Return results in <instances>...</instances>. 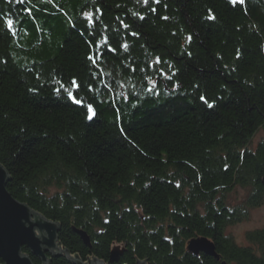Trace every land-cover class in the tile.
Masks as SVG:
<instances>
[{"label":"trees","instance_id":"trees-1","mask_svg":"<svg viewBox=\"0 0 264 264\" xmlns=\"http://www.w3.org/2000/svg\"><path fill=\"white\" fill-rule=\"evenodd\" d=\"M260 128L264 0H0L6 189L86 264H264V227L225 233L264 202Z\"/></svg>","mask_w":264,"mask_h":264},{"label":"water","instance_id":"water-1","mask_svg":"<svg viewBox=\"0 0 264 264\" xmlns=\"http://www.w3.org/2000/svg\"><path fill=\"white\" fill-rule=\"evenodd\" d=\"M8 172L0 164V264H33L28 254H22L23 247L38 257L42 264H51L46 252L55 256L64 254L75 264H86L62 250L57 244L59 224L44 218L36 211H32L26 204L15 200L6 189L9 181ZM82 241L90 245L89 237L83 230H76ZM187 250L193 255L204 253L218 258L214 244L209 238L195 237L187 244ZM122 248L116 245L110 251L108 262L92 259L90 264H110L121 255ZM139 264H145L139 262ZM225 264V263H224Z\"/></svg>","mask_w":264,"mask_h":264},{"label":"rangeland","instance_id":"rangeland-1","mask_svg":"<svg viewBox=\"0 0 264 264\" xmlns=\"http://www.w3.org/2000/svg\"><path fill=\"white\" fill-rule=\"evenodd\" d=\"M255 133L256 134L253 136L252 141H251V144L253 147H255L257 145V143L260 141V139L264 138V130L262 128H260V130L256 131ZM242 193H243V191L240 192L239 196H241ZM248 214H249V216L247 219L241 220L238 223L230 224L229 227L225 231V233L227 235L230 234L232 237H234L236 243H238V244L245 243V237L244 236L247 232L252 231L253 229H256V228H263L264 227V202L261 206L252 208ZM197 237H202V236H197ZM212 243L214 244L213 241H212ZM214 250H215V246H214ZM216 253H217V251H216ZM215 259L219 260V255H218V258H215ZM222 264H224V262H222Z\"/></svg>","mask_w":264,"mask_h":264},{"label":"snow or ice","instance_id":"snow-or-ice-1","mask_svg":"<svg viewBox=\"0 0 264 264\" xmlns=\"http://www.w3.org/2000/svg\"><path fill=\"white\" fill-rule=\"evenodd\" d=\"M20 2L23 3V0H20ZM48 2L51 3L52 0H48ZM153 2H154V3H159L160 0H153ZM234 2H235V0H234ZM240 2H243V0H240ZM143 3H144V4H148V3H149V0H143ZM152 11H155V9H152ZM89 15H90V14H89ZM141 19H143V17H141ZM164 19H167V17H164ZM6 24H7V29H8V31L11 32L12 35H16V32H15L14 27H13V25H14V21H13L12 19H7ZM189 39H190V37H189ZM89 59L92 60L93 58H92V57H89ZM97 59H99V57H97ZM93 63H95V60L93 61ZM72 85H76V81H75V80H72ZM154 87H155V85H153V88H154ZM61 89H63V90L67 93L68 97H69L70 99H73L75 103H77V104H80V103H81L80 100L75 99V98L73 97L72 91H71L69 88H66L63 84L60 85V88H57V89H55V90H56L57 92H59V91H61ZM152 90H153V89H149V91H152ZM200 99H201V100H204L205 97H204V96H201ZM208 106H209V107H212V104H209ZM92 111H93V109H92L91 105H89V106H88V112H89V113H92ZM88 118L91 119V118H92L91 115H89Z\"/></svg>","mask_w":264,"mask_h":264}]
</instances>
